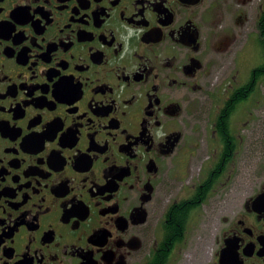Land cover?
<instances>
[{
    "label": "flooded vegetation",
    "instance_id": "af4514ba",
    "mask_svg": "<svg viewBox=\"0 0 264 264\" xmlns=\"http://www.w3.org/2000/svg\"><path fill=\"white\" fill-rule=\"evenodd\" d=\"M0 264H264V0H0Z\"/></svg>",
    "mask_w": 264,
    "mask_h": 264
}]
</instances>
